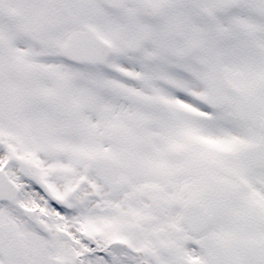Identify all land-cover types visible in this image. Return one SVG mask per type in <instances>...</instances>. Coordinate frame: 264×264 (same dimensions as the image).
<instances>
[{
    "label": "snow or ice",
    "instance_id": "1",
    "mask_svg": "<svg viewBox=\"0 0 264 264\" xmlns=\"http://www.w3.org/2000/svg\"><path fill=\"white\" fill-rule=\"evenodd\" d=\"M0 264H264V0H0Z\"/></svg>",
    "mask_w": 264,
    "mask_h": 264
}]
</instances>
